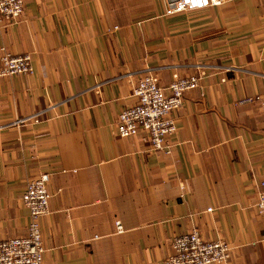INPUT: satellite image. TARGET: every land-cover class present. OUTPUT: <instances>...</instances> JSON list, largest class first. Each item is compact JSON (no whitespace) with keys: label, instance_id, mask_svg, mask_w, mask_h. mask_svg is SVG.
I'll return each mask as SVG.
<instances>
[{"label":"crops","instance_id":"1","mask_svg":"<svg viewBox=\"0 0 264 264\" xmlns=\"http://www.w3.org/2000/svg\"><path fill=\"white\" fill-rule=\"evenodd\" d=\"M23 2L0 26V47L32 58L0 77V239L26 233L21 194L46 172L42 264H163L192 229L229 244L219 264H264V111L241 101L264 100V0L165 16L166 0ZM196 65L169 153L116 134L146 69L165 86Z\"/></svg>","mask_w":264,"mask_h":264},{"label":"built area","instance_id":"2","mask_svg":"<svg viewBox=\"0 0 264 264\" xmlns=\"http://www.w3.org/2000/svg\"><path fill=\"white\" fill-rule=\"evenodd\" d=\"M228 0H166L162 15L221 6ZM23 0H0V26H11L22 16ZM32 72L29 53L11 54L0 47V77ZM205 74L204 67L196 65L187 75L174 73L170 82L162 86L157 76L146 69L133 88L134 102L123 107L118 116L115 132L120 137L144 133L151 150L169 153L171 138L176 133L173 111L179 108L184 93L194 89ZM260 102L258 95L244 97L241 101ZM16 120L14 123H21ZM49 173H41L27 181L21 201L28 210L29 221L24 235L0 239V264H42L44 246L40 230V218L48 212L51 194L47 188ZM256 209L264 213V179L260 181ZM207 210H210L207 209ZM118 230L120 224L116 223ZM230 246L222 239H204L197 229H192L171 238V252L163 264H219L227 261Z\"/></svg>","mask_w":264,"mask_h":264}]
</instances>
